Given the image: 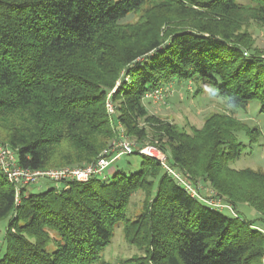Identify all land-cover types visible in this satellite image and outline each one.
<instances>
[{
	"label": "trees",
	"instance_id": "obj_1",
	"mask_svg": "<svg viewBox=\"0 0 264 264\" xmlns=\"http://www.w3.org/2000/svg\"><path fill=\"white\" fill-rule=\"evenodd\" d=\"M238 1L0 0V143L21 167L92 163L122 128L136 143L157 140L171 167L237 213L191 197L143 155L136 171L110 179L24 188L18 205L0 171V264H106L120 224L143 252L127 264H264V233L253 227H264V172L230 167L245 148L236 135L253 144L259 128L213 114L186 132L142 104L167 82L193 81L231 110L256 101L264 115V57L242 32L264 17V0ZM144 6L137 22H124ZM138 191L142 211L129 218ZM239 205L259 217L248 220Z\"/></svg>",
	"mask_w": 264,
	"mask_h": 264
},
{
	"label": "rangeland",
	"instance_id": "obj_2",
	"mask_svg": "<svg viewBox=\"0 0 264 264\" xmlns=\"http://www.w3.org/2000/svg\"><path fill=\"white\" fill-rule=\"evenodd\" d=\"M238 2L246 7L253 6L248 0H239ZM147 9L149 8L144 6L140 11L130 15L124 22H127V24L137 22ZM242 32L247 33L250 37L251 48L254 52L264 57V17L250 20V22L242 28ZM199 89L201 91L197 94L196 92ZM113 90H115V88ZM162 90L163 95L160 100H142V104L148 114L155 116V118L159 120L175 125L179 130L190 132L192 127L201 128L204 121L213 114L231 116L233 120L243 123L248 128L258 127L261 131V136L256 143L250 144L243 133H238L236 135L238 140L245 145V148L239 159L234 161L230 167L234 170L249 168L264 172V115L259 113L260 106L258 102H250L245 111L231 110L224 99L213 97L212 90L207 88L205 84H197L193 81H170L162 87ZM128 140L132 142L135 147L156 146L160 154L164 156L168 162V154L160 150L157 140H150L143 144L136 143L130 139ZM140 156L138 152L131 155L120 156L118 159L114 160L105 171L107 178H112V176L120 170L136 171L141 161ZM162 170L164 171L163 168ZM195 183L194 185L198 188L201 197L208 202L213 200L219 201L218 199L220 198L217 199L216 193L208 184L201 182ZM49 187L59 188L61 187V183L42 181L31 186L29 190L33 193H37ZM143 198L144 194L140 191L133 194L128 206L127 214L129 218L136 217L142 211ZM202 202L204 203V201ZM222 203L226 204L223 200ZM224 210L227 209L224 208ZM238 210L239 214L248 220H256L255 218L259 217V215L247 205H239ZM228 212L233 214L231 216L237 214L234 211L228 210ZM5 224L6 221L0 223V230H3ZM253 227L264 233V227L260 223H255ZM141 256H143L141 250L125 241L122 233V225L120 224L115 228L114 237L110 245L103 252L102 260L106 264H127V260Z\"/></svg>",
	"mask_w": 264,
	"mask_h": 264
},
{
	"label": "built area",
	"instance_id": "obj_3",
	"mask_svg": "<svg viewBox=\"0 0 264 264\" xmlns=\"http://www.w3.org/2000/svg\"><path fill=\"white\" fill-rule=\"evenodd\" d=\"M113 92L114 90L108 94L105 103L106 109L110 115L114 114V107L111 101V94ZM162 95V87H157L146 92L143 96V100L158 101L162 98ZM134 152L158 160L166 174L174 178L191 197L204 201V203L215 209L224 210V208H226L227 210L232 211L229 205L222 203L221 199L217 198L219 201L213 200L208 202L201 197L198 188L184 177L182 173L171 167L165 157L160 154L159 149L156 146L135 147L134 144L127 139L122 128H119L118 138L112 141L109 147L102 152L100 157L94 162L84 166H66L48 169L24 168L18 164L15 152L8 145L0 143V171L7 182L13 186L15 202L16 205H18L20 202L19 196L21 190L42 181L55 183H85L92 179L106 180L107 176L105 171L110 164L120 156L131 155Z\"/></svg>",
	"mask_w": 264,
	"mask_h": 264
}]
</instances>
